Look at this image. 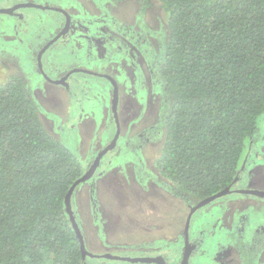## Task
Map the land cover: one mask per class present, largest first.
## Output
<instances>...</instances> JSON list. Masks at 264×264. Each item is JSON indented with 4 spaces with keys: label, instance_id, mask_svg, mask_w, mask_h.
Here are the masks:
<instances>
[{
    "label": "rangeland",
    "instance_id": "obj_1",
    "mask_svg": "<svg viewBox=\"0 0 264 264\" xmlns=\"http://www.w3.org/2000/svg\"><path fill=\"white\" fill-rule=\"evenodd\" d=\"M25 2L59 7L78 19L81 15L78 23L83 27L75 24L42 56L43 73L51 79L83 69L114 78L119 87L127 91V73L132 67L131 76L135 78L133 70L138 69L135 51L143 53L146 45L156 46L161 42L158 38L161 34V40L167 37L166 16L156 0L150 1L151 5L144 13L139 3L129 0L119 3L0 0V9ZM21 15L23 18L19 20L15 16L0 15V82L9 74L22 77L33 92L45 129L77 154L87 170L117 134L108 105L110 84L104 79L77 73L71 76L70 91L46 81L37 85L35 72L42 77L37 56L56 32L64 28V21L52 11L23 9ZM91 22L95 23L89 25ZM111 31L118 37L114 38L118 42L116 45L108 39ZM150 58L148 53L144 60ZM143 74L147 77L149 72ZM150 80L153 87L150 82V85L145 82L148 98L137 84L142 91L137 96L142 108L137 109L133 100L120 92L117 111L120 133L127 132L132 122L141 119L145 126H135L132 134L166 118L167 113H161V116L158 113L159 108H164L161 103L164 93L160 95L159 82L154 85L153 77ZM130 87L133 88L134 84L131 83ZM258 127V140L246 150L253 164H247L243 170L239 168L243 180L233 189L264 192V114ZM147 136L152 138L148 149L142 152L144 156L132 154L133 149L122 143L111 152L114 161L107 163L109 157L106 155L94 176L75 188L71 205L85 249L92 255L150 257L149 254L163 250L167 264H178L184 246L186 221L195 203L185 204L167 190L165 181L154 168L160 148L159 133L153 127ZM166 183L170 185L168 181ZM189 232L191 238L195 235L197 250L190 264H264V199L225 195L200 208L191 217ZM137 250L143 252L138 255ZM87 259V264H130Z\"/></svg>",
    "mask_w": 264,
    "mask_h": 264
},
{
    "label": "trees",
    "instance_id": "obj_2",
    "mask_svg": "<svg viewBox=\"0 0 264 264\" xmlns=\"http://www.w3.org/2000/svg\"><path fill=\"white\" fill-rule=\"evenodd\" d=\"M129 1L142 13L151 5ZM156 1L166 16L155 71L167 115L154 168L174 198L197 204L232 186L258 140L264 0ZM150 144L137 145L144 152ZM85 171L45 129L22 77L9 74L0 82V264H87L64 202Z\"/></svg>",
    "mask_w": 264,
    "mask_h": 264
},
{
    "label": "flooded vegetation",
    "instance_id": "obj_3",
    "mask_svg": "<svg viewBox=\"0 0 264 264\" xmlns=\"http://www.w3.org/2000/svg\"><path fill=\"white\" fill-rule=\"evenodd\" d=\"M28 2H25V3H21V4H27ZM21 4H17V5H15V6H13V7H11V8H5L4 10H12V9H14V7H16V6H18V5H21ZM38 5H40V4H38ZM41 6H43V5H41ZM44 7H47V9H45V10H41V9H34V10H36V11H52V12H54V13H57V14H59L60 16H59V18L61 19V20H63L64 22H63V24H64V26L67 24V30H70V28H74V25L76 24L77 26L79 25L80 27H83L82 26V24H80V23H78V20L80 19L81 20V15H80V18L78 19L76 16H71V15H69V14H67L66 13V11H64L63 9H61V8H59V7H57V8H53V7H48V6H44ZM72 7H74V6H72ZM23 9H27V8H20V9H15V10H13L12 11V13H8V14H3V15H10V16H15L17 19L18 18H23V16L21 15V13H22V10ZM55 9H59L61 12H57V11H55ZM0 15H1V13H0ZM19 20V19H18ZM138 22V21H137ZM93 23H95V22H91L89 25H91V24H93ZM138 23H140V21L138 22ZM61 29H59L58 30V32H56V35H54L52 38H55L58 34H59V31H60ZM69 33V32H68ZM67 33V34H68ZM115 32H112L111 31V35L108 37V39H112L113 41H114V43H115V45L118 43L117 41H116V39H114V38H118V37H116L115 35H113ZM66 34V35H67ZM119 40H122V38L121 37H119ZM149 46H147L146 45V47L144 48V50L142 51L143 53H140V52H138V51H135L136 53V56H137V58L135 59V61H136V63L138 64V69H134L133 71H134V76H135V78L134 77H132L131 76V68H130V71H129V74L127 73V75H128V77H129V80L128 81H126L127 82V91H124L123 90V88H120L119 87V85L116 83V91L114 92V88H112V86H110V89H109V92H110V94H109V100H108V105L110 106V111H111V121L113 122V124H114V128H116V130H117V138H116V140H115V138H112L111 140H110V142L107 144L108 145V147H110V145L112 144V142L115 140V144H114V146L112 147V149L110 148V150L102 157V159L99 161V165H98V167H97V169H99V166H100V164H101V162H102V160H103V158L107 155L108 157H109V160L107 161V163H111L112 161H114V159H115V156L113 155V154H111V152L113 151V150H115L117 147H118V145L120 144V143H122V145L124 146V147H135L136 148V146H138V151L142 148V146L141 145H137V142L138 143H147L149 140H151V136H147V132L150 130V129H152L153 127H155V131H156V133H159V128L161 127V122L163 123V121H161V122H156L155 124H152V125H149V126H147V127H145L143 130L142 129H138L137 130V133H135V134H132V132L135 130L134 128H135V126H141L142 125V127H144L145 126V124H143V121H142V119L139 121V122H137V123H134V122H132V124H130V129L127 131V132H124V133H120V127H119V124H118V118H117V111H118V107H119V100H120V98H119V94H120V92L125 96V97H127V99H131V100H133V104H134V106H136L137 107V109H139L140 107L142 108V105L140 104V102H139V100H138V98H137V96L139 95V93H141L142 91L145 93V97H147L148 98V90L146 89V87H147V85L145 84V82H147L148 83V85H150V87H153V83H152V81L150 80L151 79V77H153V79H154V85H157V83L159 82V75L158 74H156L157 73V71H155V67L157 66V65H159V63H157V61H159V59H156V50L158 49V46L156 45V46H154V50L151 52V49H152V47H151V45L150 44H148ZM148 53H150V55H151V58L148 60V61H145L144 60V57H145V55L146 54H148ZM145 67H146V69L147 70H145ZM149 72V75L147 76V77H145L144 76V74H143V72ZM70 74V72L67 74V75H65V76H63V77H56V78H48V79H46V77H44L43 76V74L41 73V75H42V77H39L38 75H37V73L35 72V76H37L38 77V83H37V85H39L41 82H43V81H46L49 85H54V86H63L65 89H66V91H70V84L72 83V75H69ZM149 76H150V78H149ZM114 79V78H113ZM51 80V81H50ZM59 81V80H61V84L62 85H58L57 83L56 84H54L52 81ZM115 81V80H114ZM149 82H150V84H149ZM131 83H133L134 84V87L133 88H131L130 87V85H131ZM137 84L140 86V89H142V91L141 90H139V87H137ZM160 87H161V85H160ZM40 90V89H39ZM116 93V94H115ZM162 93H160V95H161ZM163 96V95H162ZM86 100H90V98H88V97H86L85 98ZM91 102V101H90ZM161 103H163V100H162V102ZM112 104L114 105V110L112 109ZM96 106V105H95ZM145 106V105H144ZM159 108V107H158ZM92 109H94V108H92ZM90 112H91V110H89ZM158 113H160V116L162 115L161 113H164V111H163V109H160L159 108V111H158ZM160 116L158 117V118H160ZM161 130V129H160ZM116 132V131H115ZM114 137V136H113ZM116 137V136H115ZM119 137H120V139H119ZM107 148V147H106ZM137 151V150H136ZM101 153V152H100ZM111 154V155H110ZM140 154H142V156H144V154L142 153V149L140 150ZM107 157V158H108ZM93 164V161H92V163L90 164V166ZM251 165V164H253L252 162H251V159L249 158V155H246V157H245V159L243 160V163L241 164V166H240V168H241V170H243L245 167H246V165ZM90 167H88V169H89ZM96 169V170H97ZM241 170L239 169V171H238V175L236 176V178H235V180H234V183H232V186L230 187V188H232V190H237V189H233V188H236L235 186L237 185V184H239V183H241L242 182V177L240 176V172H241ZM87 171V170H86ZM95 174V173H94ZM235 185V186H234ZM238 190H241V189H239L238 188ZM243 190H246V189H243ZM257 191H259V190H257ZM236 195H238V194H236ZM249 196V195H248ZM255 197V196H254ZM257 198H259V197H257ZM260 199H264V198H260ZM198 211V210H197ZM196 211V212H197ZM195 212V213H196ZM194 213V214H195ZM193 214V215H194ZM193 215H192V217H193ZM194 239H195V235L191 238L190 237V232H189V234H188V240L186 241L185 240V235L183 234V243H184V246H183V248H182V253H181V255L179 256V258H180V262H178V264H180L182 261H183V258H184V255H185V251H187V250H190L188 253H189V259H188V264H190V263H192L193 262V259H194V257H195V255H197V250H196V243H195V241H194ZM196 241H198V240H196ZM200 245H198V247H199ZM159 248H161L162 249V246L161 247H159ZM190 248V249H189ZM200 248V247H199ZM140 252H143V251H140V250H137L136 251V253H138V255H139V253ZM156 255H159V256H161L164 260H165V252L162 250V251H160V252H157V254H149V256L150 257H152V256H156ZM100 256H102V255H100ZM146 256H148V255H146ZM137 257H140V255L139 256H137ZM255 260V259H254ZM166 261V260H165ZM242 263H243V261H242ZM244 264V263H243Z\"/></svg>",
    "mask_w": 264,
    "mask_h": 264
},
{
    "label": "water",
    "instance_id": "obj_4",
    "mask_svg": "<svg viewBox=\"0 0 264 264\" xmlns=\"http://www.w3.org/2000/svg\"><path fill=\"white\" fill-rule=\"evenodd\" d=\"M20 8H34V9H41V10H45L47 9V7L38 5V4H34V3H27V4H21L18 5L16 7H14V9L12 10H4V9H0V13L1 14H8V13H12L13 10L15 9H20ZM55 11L57 12H61L59 9H55ZM67 32H69V30H67V24L64 26V28L60 31V33L53 39H51L47 44L45 45L42 49L41 52H39L38 56H37V64H38V68L40 69L41 73L43 74L44 77L45 74L43 73V67H42V56L43 54L46 52V50L53 45L55 42H57L59 39L64 38L67 34ZM77 73H83V74H87V75H91V76H95L97 78L100 79H104L106 81L109 82V84L112 86V88H114V92L116 91V83L114 81L113 78L104 75V74H100L98 72H90L88 70H83V69H75L73 71L70 72L69 75H74ZM98 73V74H97ZM100 74V75H99ZM46 79H48L46 77ZM51 81V80H50ZM54 84H58V85H62L61 84V80L59 81H52ZM116 94V93H115ZM112 109L114 110V105L112 104ZM115 137V140L117 138ZM115 140L112 142V144L110 145V147H107L106 149H104L101 153H99L97 155V157L94 159L93 164L90 166L89 169H87V171H85L84 175L78 179L77 181H75V183L70 187L64 202L66 203V209H67V213L69 216V220L71 222V226L75 232L76 238L79 240L80 243V251H81V257L82 260H85L87 257L90 258H97V259H106V260H117V261H121V262H128L130 264H166L165 260L161 257V256H153V257H134V258H130V257H117V256H113V255H102V256H96V255H92L91 253H89L86 249H85V244H84V239L83 236L81 234V231L75 221L74 215H73V211L71 208V197L73 195V192L75 190V188L83 183L88 181L91 177H93L94 173L96 172V169L99 165V161L100 159L110 150V148L112 149V147L115 144ZM229 194H238V195H249V196H255V197H259V198H264V192L263 191H257V190H231L230 187L224 189L223 191L219 192L216 195L210 196L209 198H206L202 201H200L196 206H194L189 214L188 220L186 221V225H185V240H188V230H189V224H190V219L191 216L193 215V213L195 211H197L199 208L207 205V203H211L213 201H215L218 198H221L222 196L225 195H229ZM190 249V248H189ZM190 250L185 251V255L183 258V261L180 264H188V259H189V252Z\"/></svg>",
    "mask_w": 264,
    "mask_h": 264
},
{
    "label": "clouds",
    "instance_id": "obj_5",
    "mask_svg": "<svg viewBox=\"0 0 264 264\" xmlns=\"http://www.w3.org/2000/svg\"><path fill=\"white\" fill-rule=\"evenodd\" d=\"M198 203H199V202H198ZM198 203H197V204H198ZM197 204L193 205L192 207L196 206ZM192 207H191V208H192ZM201 208H202V207H201ZM199 209H200V208H199ZM199 209H198V210H199ZM195 212H196V211H195ZM195 212H194V213H195ZM194 213H193V214H194ZM191 217H192V216H191ZM189 226H190V224H189ZM188 233H189V230H188ZM184 235H185V234H184ZM225 257H226V256H224V258H225ZM165 263H166V261H165ZM166 264H167V263H166Z\"/></svg>",
    "mask_w": 264,
    "mask_h": 264
}]
</instances>
